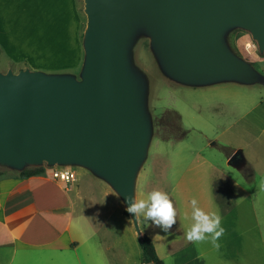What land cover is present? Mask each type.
<instances>
[{"label":"rangeland","instance_id":"obj_1","mask_svg":"<svg viewBox=\"0 0 264 264\" xmlns=\"http://www.w3.org/2000/svg\"><path fill=\"white\" fill-rule=\"evenodd\" d=\"M1 1L6 5L4 19L13 23L17 11L13 12L12 6L17 0ZM18 1L19 7L23 5L16 18L21 27L7 33L12 48L8 52L0 50V71L28 67L71 73L79 79L85 25L83 0ZM137 25L140 31L135 40L126 43V52H131L127 66L131 74L136 67L140 75L143 114L150 124V134L134 171L133 188L137 199H147L154 190L167 193L177 211L170 233L150 222L147 225L142 218L137 220L138 228L150 237L165 262L172 258L168 245L176 241L183 244L185 257L201 252L203 264H233L232 259H225L226 255L237 259L250 251L253 254L260 249L259 234L264 236V48L259 49L247 28L227 26L220 38L233 54L262 75L261 83L211 77L182 79L169 70L161 53L149 46L151 36L145 25ZM10 52L16 57H10ZM55 165L71 168L75 176L71 182L82 188H110L77 162L47 165L43 160L38 166L45 170ZM16 172L0 163V175ZM193 198L206 212L219 207L221 225L226 229L219 250L210 243L186 240ZM123 213L124 250L129 264H136L140 258L137 235L127 212ZM263 241L264 237L260 243Z\"/></svg>","mask_w":264,"mask_h":264},{"label":"water","instance_id":"obj_2","mask_svg":"<svg viewBox=\"0 0 264 264\" xmlns=\"http://www.w3.org/2000/svg\"><path fill=\"white\" fill-rule=\"evenodd\" d=\"M82 10L79 79L28 67L0 71V163L19 171L43 160L77 162L105 181L126 209L150 134L140 75L127 66L126 43L140 31L137 23L182 79L261 83L262 75L226 47L220 32L245 27L263 49L264 0H83Z\"/></svg>","mask_w":264,"mask_h":264},{"label":"crops","instance_id":"obj_3","mask_svg":"<svg viewBox=\"0 0 264 264\" xmlns=\"http://www.w3.org/2000/svg\"><path fill=\"white\" fill-rule=\"evenodd\" d=\"M19 6L17 0L12 6L17 11L14 22H6V5L0 0L1 51L12 48L7 33L21 27L16 20L23 8ZM123 208L112 188H82L79 183L52 178L48 169L25 177L0 175V264H129L121 238ZM260 239V249L253 254L250 251L237 259L229 254L225 259L233 264H264ZM182 247L176 241L168 245L169 262L158 257L164 264H203L201 252L185 257ZM136 264H141L140 258Z\"/></svg>","mask_w":264,"mask_h":264},{"label":"clouds","instance_id":"obj_4","mask_svg":"<svg viewBox=\"0 0 264 264\" xmlns=\"http://www.w3.org/2000/svg\"><path fill=\"white\" fill-rule=\"evenodd\" d=\"M125 199L128 204L125 211L134 215L136 220L142 218L147 225L150 222L151 225L159 227L165 233H170L173 225L176 224V208L165 192L154 190L148 194L147 199H137L135 195ZM190 204L191 223L185 231L186 240L193 244L210 243L219 250L221 246L219 240L226 232L221 225L222 216L219 207L206 212L199 207L198 200L195 198L191 199ZM184 219L188 220L189 217L185 215Z\"/></svg>","mask_w":264,"mask_h":264},{"label":"trees","instance_id":"obj_5","mask_svg":"<svg viewBox=\"0 0 264 264\" xmlns=\"http://www.w3.org/2000/svg\"><path fill=\"white\" fill-rule=\"evenodd\" d=\"M44 170L42 166L26 167L16 172L19 177H25L30 174L41 172ZM125 212V210H123ZM137 242L140 249L141 264H164L155 252L153 243L150 237L144 233L137 236Z\"/></svg>","mask_w":264,"mask_h":264},{"label":"built area","instance_id":"obj_6","mask_svg":"<svg viewBox=\"0 0 264 264\" xmlns=\"http://www.w3.org/2000/svg\"><path fill=\"white\" fill-rule=\"evenodd\" d=\"M245 45L248 44V41L244 42ZM49 175L52 178L59 179L61 181H72L74 179V171L69 167L62 166H51L48 168Z\"/></svg>","mask_w":264,"mask_h":264}]
</instances>
